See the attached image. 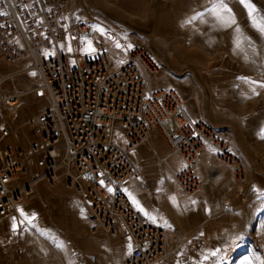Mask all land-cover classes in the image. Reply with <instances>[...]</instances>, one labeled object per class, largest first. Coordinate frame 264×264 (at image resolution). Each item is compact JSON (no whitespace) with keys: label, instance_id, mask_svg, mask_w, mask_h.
I'll return each mask as SVG.
<instances>
[{"label":"built area","instance_id":"obj_1","mask_svg":"<svg viewBox=\"0 0 264 264\" xmlns=\"http://www.w3.org/2000/svg\"><path fill=\"white\" fill-rule=\"evenodd\" d=\"M71 3L0 0V105L15 106L28 95L46 102L20 125L0 132V220L19 215L39 182L51 188L62 182L89 201L91 232L132 242L127 264H155L175 249L170 228L158 226L162 219L148 221L123 191L140 175L132 153L152 132L161 135L167 158L178 157L172 179L187 199L202 192V162L209 178L229 168L239 195L249 183L248 168L217 126L189 116L178 92L158 84L165 67L144 42L121 50L116 36L109 45L96 43L94 53L83 51L80 38H92V22L74 15ZM172 114L174 124L167 129L164 121ZM24 126L34 136L28 147L17 138ZM86 174L92 175L90 187ZM202 243L194 240L193 256Z\"/></svg>","mask_w":264,"mask_h":264},{"label":"rangeland","instance_id":"obj_2","mask_svg":"<svg viewBox=\"0 0 264 264\" xmlns=\"http://www.w3.org/2000/svg\"><path fill=\"white\" fill-rule=\"evenodd\" d=\"M252 2L263 11L264 0ZM209 6L208 0H72L71 10L77 17L88 18L92 26L102 25L107 30L106 37L93 31L90 39L94 47L98 42L109 45L116 36L122 47L134 41L144 42L157 58L165 62L158 84L176 90L187 113L185 96L192 99L198 115L189 112V116L205 117L217 126L236 156L247 166L249 183L245 194L237 193L241 200L237 204H226L223 209L227 226L234 228L239 237L235 240L238 251L227 259L226 256L215 259V262L220 261L219 264H241L242 259L252 253L264 258V190L261 194L256 192L251 169L243 155L248 153L250 160L259 166L258 174L264 181V140L260 138L264 128V91L258 90L259 95H253L249 84L238 77L264 81V44L258 40L259 32L251 26L246 9L238 0H230L229 7L240 27L251 26L245 31L249 32L254 44L246 54H237L232 44V30L219 28L212 22L206 12ZM197 13H204V19L187 23ZM157 16H163L172 24H155ZM201 24L207 27L199 28ZM163 30L168 32L162 34ZM224 102H227L226 106L219 105ZM45 104L44 100L28 95L15 106L0 105V132L20 125ZM173 124L172 114L164 125L171 129ZM17 134L25 147L34 140L33 132L27 126L21 127ZM10 140L13 142L14 139ZM139 167L142 173L143 168ZM92 181L91 174L84 176L86 187H90ZM172 182L175 186L173 179ZM85 199L67 190L62 182L56 188L39 182L35 193L22 207L26 214L36 216L31 224L26 221L28 225L24 226L30 232L29 242L20 245L17 241L14 254H4L0 263L5 264L6 259H14L11 264L31 263L35 262L32 257L43 258L40 256L45 255L44 259L57 258L63 264H127L128 245L123 240L102 234L88 237L82 233V226L88 220ZM19 215L10 214L17 221H20ZM42 231L47 235H41ZM53 240L63 241L66 250L56 248ZM102 242L104 248H101Z\"/></svg>","mask_w":264,"mask_h":264},{"label":"crops","instance_id":"obj_3","mask_svg":"<svg viewBox=\"0 0 264 264\" xmlns=\"http://www.w3.org/2000/svg\"><path fill=\"white\" fill-rule=\"evenodd\" d=\"M260 12L264 14V7L263 11L261 10ZM155 24H166L168 26V24L171 25L172 23L169 20L166 21L163 16H157ZM202 25L199 28L207 27ZM188 27L186 26V28ZM165 28L167 29V27H164V30ZM241 28L250 37L249 32H246L245 29L249 28L250 30L251 26H242ZM164 30L162 34L168 32ZM231 34L233 37V31ZM257 36L259 41H263L261 44H264V36H261L260 33ZM232 44L234 46L233 39ZM253 47L254 44H252L251 48L245 45L243 50L238 51L237 54H246ZM157 59L162 65L165 63L159 58ZM258 90L260 91L262 89ZM185 98L187 109L189 110L188 113L191 112L193 116H197L198 114H195L196 105L194 101L187 98V96ZM217 105L218 103L215 104V106ZM219 105L226 106L227 102L220 103ZM243 155L247 158L246 162L251 169L253 185L256 192L261 194L264 190V181L261 180L262 176L258 174L260 168L250 160L248 153H243ZM166 156H168L166 145L159 132L154 130L150 140L140 145L132 153L134 161L143 168L142 173L124 186V189L127 188L130 192H133L146 210L158 217H163V222L166 220L171 225L168 241L170 248L175 249L164 260L156 262L155 264H200V261L203 259V253L216 249L220 251L215 258H218V256L221 258L226 256L227 259L229 255L238 251V248H235V240H239V237L235 235L234 228L227 226L225 216L223 215V209H225L226 204L228 206L229 204H237L241 200V197L237 195L239 188L234 181L233 173L229 168L222 167L219 173L209 178L206 173L205 162H202L200 166L202 192L198 196L187 199L178 194L176 185L174 186L172 182V172L178 167V157L172 156L167 158ZM171 196L176 197L178 206L173 205L169 199ZM85 200L88 220H86V225L82 226V233H85L88 237H94V235L100 237V234L103 236L107 235L104 230H99L94 233L90 232L89 219L91 213H89V201L87 199ZM192 200H195L197 203L192 204ZM13 217L9 215L0 220V258L7 253L9 255L14 254L17 241L20 245H25L29 242L28 236L30 232L17 219V229L15 231L12 230ZM17 234H20L19 240L16 238ZM197 238H202L203 243L199 250V255L193 256L191 254V247ZM117 239L123 240L127 245L131 243L133 246L130 240ZM101 244V248H104L105 244L103 242ZM99 248L100 245H98ZM44 256H40L43 258L32 257V261L36 263L19 262L18 264H63L57 258L50 257L49 259H44ZM219 262V260L216 261V264H219ZM221 262L227 263V260H222ZM205 264H212V262L208 261Z\"/></svg>","mask_w":264,"mask_h":264},{"label":"snow or ice","instance_id":"obj_4","mask_svg":"<svg viewBox=\"0 0 264 264\" xmlns=\"http://www.w3.org/2000/svg\"><path fill=\"white\" fill-rule=\"evenodd\" d=\"M230 0H208L209 7L206 9L207 15L212 18V22H214L219 28L222 29H231L233 31V43H234V50L241 51L243 50L244 46L247 45L249 48L252 47V41L250 37H248L243 29L238 24L235 14L233 13L232 9L229 7ZM238 3L244 7L247 11V15L249 18V22L251 26L261 34V36H264V14L260 12V10L257 9L256 5L252 2V0H238ZM2 14V13H0ZM204 19V13H197L196 15L192 16L187 23H191L194 20H203ZM92 30L100 33L102 36H107V30L102 25H93ZM72 39H76V37H72ZM80 41L82 44L85 45L83 48V51L88 53H94L96 52V48L93 46V41L87 37L80 38ZM64 45H61V48H63ZM115 47L120 49L122 46L120 43H116ZM127 48H131L132 45L128 44L126 46ZM67 50L71 52L73 49L71 45H68ZM45 55H49V53L45 52ZM32 75H35V73H32ZM242 82L249 84L250 91L253 95H259L258 89H264V81H256L252 80L248 77H238ZM260 138L264 140V128L261 129L260 132ZM101 185L104 184V181L100 182ZM163 183V182H161ZM108 192H113V189L111 187L107 188ZM123 191L127 194L128 199L130 200L131 204L135 207V209L143 214L146 219L152 223H157L158 219H163V217H158L157 215L153 214L152 212L146 210V208L143 206L140 200L137 199V197L133 194V192H130L127 188L123 189ZM173 205H177V200L175 196L169 197ZM192 204H196L197 202L195 200L191 201ZM21 216L24 217V220L27 221L29 224L32 223L36 219V216L34 213L32 214H26L23 209H20ZM12 222V230L15 231L17 229V223L16 218L13 217ZM24 221H21L23 223ZM158 226L161 227H168L171 228V225L168 224L166 220H164V223L158 224ZM35 227V225H33ZM41 235H47L46 232H41ZM203 235V233H201ZM53 243L56 248H58L60 251H65L67 248V245L63 241H56L53 240ZM219 249L209 251L206 253H203V259L200 261V264H205V262L211 261L212 264H216L215 260L213 258L217 257V253L219 252ZM128 253L131 255L132 253V245L129 243L128 245ZM264 264V258L261 256L256 255L255 253H252L251 256H246L242 259L241 264Z\"/></svg>","mask_w":264,"mask_h":264}]
</instances>
